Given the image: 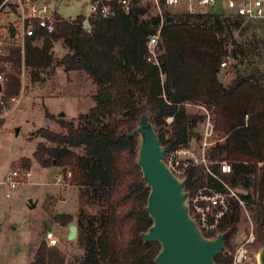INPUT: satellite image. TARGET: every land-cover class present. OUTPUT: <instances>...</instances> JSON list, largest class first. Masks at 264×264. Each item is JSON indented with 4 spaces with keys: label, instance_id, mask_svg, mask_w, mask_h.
<instances>
[{
    "label": "trees",
    "instance_id": "16d2710c",
    "mask_svg": "<svg viewBox=\"0 0 264 264\" xmlns=\"http://www.w3.org/2000/svg\"><path fill=\"white\" fill-rule=\"evenodd\" d=\"M151 3L133 1L127 13L115 8L105 20L90 21V32L80 29L81 19L60 22L54 32L40 41L23 45V65L31 83L39 82L46 69L83 72L95 91L93 106L74 119L44 116L62 132L39 128L33 135L42 142L31 158L41 168H60L68 172L65 183L77 189L78 213L75 240L81 253L77 264H154L159 251L156 242L144 243L140 235L151 220L144 210L148 188L136 165L137 136L128 137L145 111L166 154L185 148L197 138L194 129L203 117L190 113L185 104L201 105L211 114L216 142L206 153L208 162L225 160L229 175L211 171L230 188L250 193L239 199L251 212L253 247L264 246V85L250 76H237L223 87L217 79L219 64L228 57L242 55L228 50L231 31L242 32L249 24L232 16L204 12L170 14L162 1L160 15H149ZM146 17V18H145ZM264 22V21H261ZM159 27L155 66L146 60L147 37ZM59 41L66 53L52 59L51 48ZM235 44L234 40H231ZM11 54L19 62L18 49ZM19 80L11 73L3 86V95L16 96ZM172 117L164 138V119ZM29 159L19 160V168L28 172ZM200 169L189 170L184 190L188 194L204 184L217 191L224 188ZM96 206L94 214L84 211L85 203ZM229 210L219 219L217 233L227 232L223 249L213 264L229 263L228 241L235 231L240 207L231 201ZM56 224L70 223L69 215H50ZM28 264H66L65 254L40 242Z\"/></svg>",
    "mask_w": 264,
    "mask_h": 264
},
{
    "label": "rangeland",
    "instance_id": "374dc122",
    "mask_svg": "<svg viewBox=\"0 0 264 264\" xmlns=\"http://www.w3.org/2000/svg\"><path fill=\"white\" fill-rule=\"evenodd\" d=\"M145 2L142 1V3ZM84 8L83 0L67 4L60 3L58 13L65 19L84 13ZM166 11L176 15L187 14L184 12L182 3L167 8ZM214 11L216 13L222 12V7L218 1L214 5ZM200 13L204 12L201 11L198 14ZM148 14L159 15L160 8L157 10L154 7ZM247 23L249 24L248 28L242 32L231 31V37L228 39L227 45L228 50L240 51L242 55L236 54L235 57H228L226 67L219 69L217 79L223 87L230 86L237 76H250L264 85V22H245L241 26L244 27ZM231 40H234L235 44H232ZM65 53L66 49L59 41L52 44L53 61L59 59ZM157 54H159L158 51ZM11 61V71L18 76L19 80V90L16 95L19 103L13 112L0 119V177L10 170H20L19 160L21 159H29L31 163L28 169V171L30 170L28 178H23L22 183L10 190L7 197L4 194L6 187L0 182V264H28L32 252L40 242H43L42 237L46 231H50L54 235L57 240V248L65 254L66 264H77V258L80 256L81 250L77 246L75 238L72 240L66 239L67 227L76 225L78 213L77 189L72 186L61 189L63 188L60 185L62 182L58 183L60 187L55 186L53 182L55 183L54 175L57 174V170L54 168L43 170L36 165L31 158V154L35 146L42 141L34 137L33 133L39 128L48 129L55 133L62 132L53 121L44 116V109L47 113L53 114L50 115L54 118L60 117L59 112H62L65 114L63 118L70 120L69 118L77 112L78 114L86 113L93 106L91 96L95 91V87L83 72H65L62 67H55L52 71L46 69L44 75L41 76V81L31 83L28 70L25 67H23L22 74L19 72L21 63L20 61L17 62L15 55H12ZM70 85H72L71 89L66 90L65 87ZM57 86L61 89V96L52 98L55 96L54 89ZM73 92L76 94V98L72 97ZM77 95H80L79 100ZM201 107L205 108L201 105L185 104L188 112L198 114L204 118ZM208 116L211 118L210 113ZM210 121L213 123L212 119ZM200 123L197 124L194 131L200 129ZM167 128L168 126L165 124L163 127V131H165L164 138L168 135L166 133ZM213 132L214 134L209 141L211 145L222 140L214 130ZM212 146L205 149V155ZM186 148H190L195 154H198L200 152L198 136L197 138L192 137ZM202 174L205 179L207 175ZM203 186L208 185L204 184ZM228 189H224L225 191L222 194L226 195L229 204L232 201L229 198L230 192L237 197L250 193V189L244 191L238 186L235 188L228 187ZM28 200H31L34 204L31 209L26 207ZM90 204L85 203L84 211L92 215L96 211V206ZM43 205L48 208L50 215L60 213L71 216V222L64 225L56 224L42 210ZM250 232L254 241L251 212L243 203V207L239 209L235 231L228 241V253L231 260L241 246L244 245L246 253L241 264H257V253L260 247H253V242L248 245L244 244ZM230 263L231 261L223 264Z\"/></svg>",
    "mask_w": 264,
    "mask_h": 264
},
{
    "label": "built area",
    "instance_id": "2783aa9c",
    "mask_svg": "<svg viewBox=\"0 0 264 264\" xmlns=\"http://www.w3.org/2000/svg\"><path fill=\"white\" fill-rule=\"evenodd\" d=\"M79 0H0V119H3L18 106L19 99L16 96L6 97L3 95V86L7 79L13 73L11 67L12 54L11 50L18 49L19 61L21 67L19 72H23V45L27 40L40 41L50 36L57 23L65 22L75 23L78 18L80 29L83 33L90 32V21L108 19L115 8L127 13L136 0H83L84 13L75 16L62 18L58 13L60 3ZM151 3L159 10V2L162 1L165 8H172L180 3L184 6V12L187 14H198L199 12L214 11V5L218 1L222 7V12L216 13L223 16H232L240 19L243 23L252 21H264V0H140ZM160 15V14H159ZM159 43V27L150 34L145 43L147 50L146 60L151 64L158 66L157 51ZM227 62L224 60L219 64V68L226 67ZM204 118L200 123V129L194 131L200 142V152L195 154L190 148H178L170 153L165 154L164 163L169 172L177 179L187 178L189 170L200 169L207 177L212 178L222 188L229 190L228 186L214 174L210 165L217 167L220 175H229L231 166L225 160L210 163L206 161L205 149L212 146L209 142L214 132L213 123L208 116V111L202 108ZM172 117L164 119L167 126L170 125ZM28 176L27 172L20 170H10L1 180L6 187L5 197L8 192L13 190L22 183L23 178ZM70 174L65 172L61 178L58 177L55 183H59L64 178H69ZM229 198L235 201L239 207H243V202L234 195L229 193ZM186 205L188 207L189 217L195 222L198 230L205 238H213L217 234L219 219L229 210L230 205L226 195L217 191L210 186H202L188 194ZM42 240L46 247H56L57 240L50 231L43 234ZM253 242L251 232L244 244L248 245ZM246 249L241 246L235 256L232 257L230 264H241L245 258ZM257 262V261H256Z\"/></svg>",
    "mask_w": 264,
    "mask_h": 264
},
{
    "label": "water",
    "instance_id": "95a60500",
    "mask_svg": "<svg viewBox=\"0 0 264 264\" xmlns=\"http://www.w3.org/2000/svg\"><path fill=\"white\" fill-rule=\"evenodd\" d=\"M133 135L137 136L135 162L148 188L144 210L151 220V225L140 237L144 243L158 244L159 251L153 263L213 264L216 255H226L223 244L227 232L205 238L189 217L188 192L184 190L186 179L177 180L167 169L164 163L166 147L159 143L149 111L139 116L135 128L127 134L128 137ZM26 207H34L31 200L26 202ZM67 232L66 239H74L76 227L68 226ZM257 264H264V246L257 253Z\"/></svg>",
    "mask_w": 264,
    "mask_h": 264
},
{
    "label": "crops",
    "instance_id": "0c3cea01",
    "mask_svg": "<svg viewBox=\"0 0 264 264\" xmlns=\"http://www.w3.org/2000/svg\"><path fill=\"white\" fill-rule=\"evenodd\" d=\"M71 87H72V85H70V86H66L65 88H66V90H67V89H71ZM54 90H55V92H54L55 96H53L52 98H54V97H58V96H61V93H62V92H61V89L58 88V86L55 87ZM73 93H74V92H73ZM71 95H72V97L76 98V94H75V93H74V94H71ZM79 96H80V95H77V99H78V100H79ZM45 99H50V98H45ZM45 99H44V100H45ZM44 100H43V101H44ZM91 103H92V102H91ZM48 113H49V112H48ZM49 114H51V113H49ZM60 114L63 115L62 117L65 116V114H63L62 112H59V116H60ZM77 114H78V112H77ZM77 114H74V116H71L69 119H73ZM51 115H53V114H51ZM57 115H58V114H57ZM54 124H55V123H54ZM11 162H12V161H11ZM11 162H10V163H11ZM32 163H33V162H32ZM36 165H37V164H36ZM38 167H39L40 169H43V170H48V169H53V168L56 169V170H57V172H56L57 174L54 175V179H55V180H56V178H58V177L61 178V176L63 175V172L61 171L60 168H56V167L41 168L40 166H38ZM29 171H30V170H29ZM29 171L27 172L28 175H29ZM6 174H7V173H6ZM6 174H5V175H6ZM3 177H4V176H1V177H0V182H1V180H2ZM27 178H28V176H27ZM60 182H62V184L64 185V186H63L62 184H60L61 187H63V188H61V189H65L64 187H66V188L69 187V185H67V184L64 182V179H63L62 181H60ZM60 182H59V183H60ZM53 184H54L55 186H59V187H60V185H59L58 183H54V182H53ZM33 253H34V252H32V256H33ZM31 259H32V257H31ZM30 261H31V260H30ZM28 263H29V262H28Z\"/></svg>",
    "mask_w": 264,
    "mask_h": 264
}]
</instances>
